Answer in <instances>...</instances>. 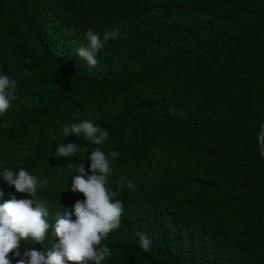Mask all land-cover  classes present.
<instances>
[{"label":"trees","instance_id":"1","mask_svg":"<svg viewBox=\"0 0 264 264\" xmlns=\"http://www.w3.org/2000/svg\"><path fill=\"white\" fill-rule=\"evenodd\" d=\"M263 118L264 0H0V264H264Z\"/></svg>","mask_w":264,"mask_h":264},{"label":"water","instance_id":"2","mask_svg":"<svg viewBox=\"0 0 264 264\" xmlns=\"http://www.w3.org/2000/svg\"><path fill=\"white\" fill-rule=\"evenodd\" d=\"M263 132H264V118H263V121L260 125V132H259V137H258L260 154L264 158V148H263V143H262Z\"/></svg>","mask_w":264,"mask_h":264},{"label":"clouds","instance_id":"3","mask_svg":"<svg viewBox=\"0 0 264 264\" xmlns=\"http://www.w3.org/2000/svg\"><path fill=\"white\" fill-rule=\"evenodd\" d=\"M9 229L6 231V233H17L20 229V226H13L11 225L8 227Z\"/></svg>","mask_w":264,"mask_h":264}]
</instances>
